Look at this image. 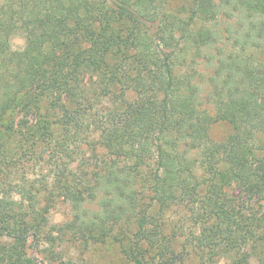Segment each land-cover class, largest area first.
<instances>
[{"label":"trees","instance_id":"trees-1","mask_svg":"<svg viewBox=\"0 0 264 264\" xmlns=\"http://www.w3.org/2000/svg\"><path fill=\"white\" fill-rule=\"evenodd\" d=\"M215 123L231 127L222 141ZM34 160L54 177L0 193V264H35L29 236L68 230L131 264H185L161 221L175 209L205 263L241 248L264 263V0H0V175ZM61 200L74 219L49 227Z\"/></svg>","mask_w":264,"mask_h":264},{"label":"rangeland","instance_id":"rangeland-1","mask_svg":"<svg viewBox=\"0 0 264 264\" xmlns=\"http://www.w3.org/2000/svg\"><path fill=\"white\" fill-rule=\"evenodd\" d=\"M25 46V39L22 35H15L12 38V48L14 50H22ZM196 64L194 68V82L199 87L201 93V103L203 108L212 111L213 108L208 104V97L210 93V77L214 73L213 64H208L205 58H195ZM184 67L182 66V71ZM181 70V69H180ZM191 71V70H190ZM231 132V127L225 123H215L211 128V136L216 141H222ZM91 152L87 151L85 156H90ZM76 163H72L71 170L76 171ZM54 166L46 163L44 160H34L31 163L18 164L12 172L8 174L1 173L0 175V193L4 190H12L11 198L14 201L21 199L20 190L24 189L23 185L29 191L30 185L33 183L35 186L32 188L33 192L41 187L43 189V181L48 179L52 183L54 177ZM4 176V177H3ZM42 184V186H40ZM13 187V188H12ZM235 195L239 191L235 190ZM1 197V195H0ZM43 196H40L42 199ZM42 205L45 200L41 201ZM98 203H93L89 207L92 210L98 208ZM43 207V206H42ZM49 227L69 225L74 219V209L71 203L60 201L51 209L48 216ZM188 215L175 209L168 213L161 219L166 223L167 232L171 233L173 230L180 231L176 248L179 254L184 255L185 264H213L205 263L202 261L200 249L193 250L195 241H193V233L199 237L201 229L199 227L193 228L194 225L187 221ZM181 229V230H180ZM64 240H58L55 245H49L45 242L37 244L31 236L28 241V254L34 259L35 264H131L122 253L120 246L116 243L107 244H91L85 245L84 243L72 238L73 233L71 230L67 231ZM11 239L7 236L0 235V244H8ZM187 243L190 245L187 246ZM198 243V242H197ZM197 247V246H196ZM190 251V254H188ZM189 259V260H188ZM214 264H264L261 257L256 255L249 248H241L233 258L223 257Z\"/></svg>","mask_w":264,"mask_h":264}]
</instances>
